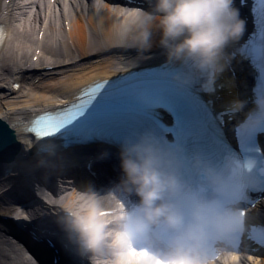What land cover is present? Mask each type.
Returning <instances> with one entry per match:
<instances>
[{
  "label": "clouds",
  "instance_id": "obj_1",
  "mask_svg": "<svg viewBox=\"0 0 264 264\" xmlns=\"http://www.w3.org/2000/svg\"><path fill=\"white\" fill-rule=\"evenodd\" d=\"M137 12L138 47H152L155 26L166 62L207 73L205 90L227 66V49L246 26L234 0H154L151 11ZM171 79L182 88L192 75L174 71ZM245 103L237 100L233 106L242 110ZM262 122L264 93L257 94L244 125ZM120 157L124 175L116 190L100 195L90 185L77 203L60 204L58 223L78 255L91 264H214L219 252L231 249L232 238L245 228L233 197L253 161H231L226 173L196 156L192 165L207 178L210 197L204 185L183 177L184 162L150 133L125 137ZM120 192L134 193L139 201L130 205Z\"/></svg>",
  "mask_w": 264,
  "mask_h": 264
},
{
  "label": "bare ground",
  "instance_id": "obj_2",
  "mask_svg": "<svg viewBox=\"0 0 264 264\" xmlns=\"http://www.w3.org/2000/svg\"><path fill=\"white\" fill-rule=\"evenodd\" d=\"M5 1L7 0H0V23H4L8 28L12 26V32L8 43L10 47L4 55L5 58L2 59L0 56V118H5L15 126L14 128L22 143V154L26 155L24 159L16 158L11 163L0 161V202L7 205L9 204L7 202L19 196L20 200H29L30 194L24 190L25 185H23L28 172L32 174L28 178V181H30L31 177L38 174V172L41 175L39 170L45 171L46 168H43V166L46 163L62 157L61 152L43 155L36 154V149L31 152L28 151V147L36 144L33 136L22 128V120L30 116V109L52 101H63L59 98V95H65L67 92L68 94L74 93L77 87L89 81L115 74L118 70H114L112 66L121 54L132 52L143 56L159 49L161 32L153 26L152 47L147 50L141 49L138 47V40L142 29L134 13L122 17L120 12L112 13L106 7L99 11L95 10L96 7L91 4L85 7L81 13H76V16L72 18V28L67 32L60 30L64 33L60 32L58 34L59 26L55 21L57 17L54 18V21L53 18L49 20L40 57L42 63L39 65L43 67L52 64L53 67L48 70L29 68L23 66V62L19 59L27 58L29 55L28 48L37 43L38 40L33 37V33L29 32L28 27L22 25L17 19L13 20V5L11 4L14 3L15 5V2H13L15 0H11L9 4H5ZM2 11L6 12L5 15L2 14ZM34 15L33 22L35 26L33 29H36L38 25L39 27L44 26L42 16L37 13ZM20 52L23 53L20 54ZM240 73H243V71L240 70ZM13 78L22 82L20 88H15L12 85ZM228 88L232 89L233 87L229 84ZM234 96H236V90L235 94L230 95V98ZM256 96L257 94L254 92L251 95L247 94L248 102L250 98L255 100ZM234 100H237V98H234L231 102H234ZM81 154L82 157L77 160H68L69 162L65 164L66 166L67 164L70 165L67 168L66 166L63 167L64 170L69 169L71 173H75V166L79 165L83 157L87 156V152ZM96 169L98 170V168ZM40 181L36 179L35 182L30 183L36 188ZM35 195H33V199L37 197L38 200L36 199L34 203L36 207L30 208L31 213H33L30 218L34 220V223L43 222V230L48 229L43 234H51L52 236L54 234L53 237L61 242L62 246V240H64V243L67 240L61 225L58 223L59 216L62 214L60 204L62 202L77 203L76 193H69L64 195L63 199L55 198L54 200L49 198L43 200L39 195ZM30 197L32 198V196ZM11 203L0 207V264H28L23 255L24 251H21L23 244L12 237V231L16 230L15 223H9L7 220L2 221L3 216L7 213L1 211L7 210ZM21 223L24 224L25 222L22 221ZM39 235L42 236L41 233ZM60 244L58 246L60 252H62L65 248L61 247ZM44 249L46 250L42 252L45 254L47 251H51L49 248ZM70 251L75 256L78 255L72 246H70ZM76 257L79 258V256ZM65 263L73 264L72 260L69 259ZM253 264H264V259L260 263L255 262Z\"/></svg>",
  "mask_w": 264,
  "mask_h": 264
},
{
  "label": "snow or ice",
  "instance_id": "obj_3",
  "mask_svg": "<svg viewBox=\"0 0 264 264\" xmlns=\"http://www.w3.org/2000/svg\"><path fill=\"white\" fill-rule=\"evenodd\" d=\"M261 10L264 12V0H260ZM264 35V33H262ZM4 33L0 29V43L3 42ZM260 57H264V48L260 51ZM108 81L103 83H97L84 90V94L89 96V100L73 104L71 107L64 109L62 112L57 113H46L36 117L32 126L27 129V131L34 133L37 140L43 138H52L59 135L64 138L65 142L68 143L70 137L79 136L85 137L86 135L81 131V129L73 126V122L77 120L78 117L82 116L87 109V105L91 103V100L95 98L98 91L108 84ZM14 87L19 88L20 85L16 84ZM168 88L167 86H162L158 89V92ZM40 152L50 151V147L47 144L39 146ZM243 215V213H241Z\"/></svg>",
  "mask_w": 264,
  "mask_h": 264
},
{
  "label": "water",
  "instance_id": "obj_4",
  "mask_svg": "<svg viewBox=\"0 0 264 264\" xmlns=\"http://www.w3.org/2000/svg\"><path fill=\"white\" fill-rule=\"evenodd\" d=\"M21 151L15 129L3 118H0V161L14 159Z\"/></svg>",
  "mask_w": 264,
  "mask_h": 264
},
{
  "label": "rangeland",
  "instance_id": "obj_5",
  "mask_svg": "<svg viewBox=\"0 0 264 264\" xmlns=\"http://www.w3.org/2000/svg\"><path fill=\"white\" fill-rule=\"evenodd\" d=\"M3 206H7V205H4V203H1V202H0V207H3ZM1 212H2V213H7V214L11 213V212L8 211V210H2Z\"/></svg>",
  "mask_w": 264,
  "mask_h": 264
}]
</instances>
